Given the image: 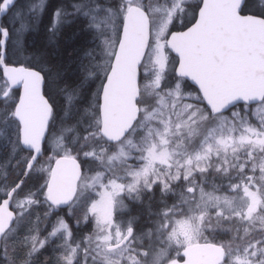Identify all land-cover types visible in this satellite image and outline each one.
I'll return each mask as SVG.
<instances>
[{"label": "snow or ice", "instance_id": "6c2138e0", "mask_svg": "<svg viewBox=\"0 0 264 264\" xmlns=\"http://www.w3.org/2000/svg\"><path fill=\"white\" fill-rule=\"evenodd\" d=\"M0 264H264V0H0Z\"/></svg>", "mask_w": 264, "mask_h": 264}, {"label": "trees", "instance_id": "16d2710c", "mask_svg": "<svg viewBox=\"0 0 264 264\" xmlns=\"http://www.w3.org/2000/svg\"><path fill=\"white\" fill-rule=\"evenodd\" d=\"M22 1L23 0H21V2ZM50 3H52L55 6L58 3V0H50ZM48 22H49V17L45 16L43 18V22L41 23L39 29L34 34H32V35H30L28 37L30 44H35V46L38 47V48L41 47L44 44V41H45V29H46V26H47ZM67 47L69 49L67 52L61 51L58 56H56V54H53V55H54V57L56 59L62 60L65 63L66 69L69 70L70 75L74 79L75 78L74 74H75V71H76V66L72 62V60L70 59V57L73 55L72 52H71L72 45H68Z\"/></svg>", "mask_w": 264, "mask_h": 264}, {"label": "rangeland", "instance_id": "374dc122", "mask_svg": "<svg viewBox=\"0 0 264 264\" xmlns=\"http://www.w3.org/2000/svg\"><path fill=\"white\" fill-rule=\"evenodd\" d=\"M23 2V1H22Z\"/></svg>", "mask_w": 264, "mask_h": 264}]
</instances>
